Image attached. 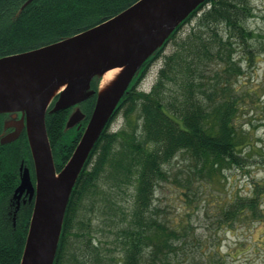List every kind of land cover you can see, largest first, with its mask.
<instances>
[{
  "label": "trees",
  "instance_id": "16d2710c",
  "mask_svg": "<svg viewBox=\"0 0 264 264\" xmlns=\"http://www.w3.org/2000/svg\"><path fill=\"white\" fill-rule=\"evenodd\" d=\"M6 0H0L5 5ZM136 0H53V7L45 13H37L34 26H43L53 32L54 38L71 34L98 24ZM10 10L2 13L0 8V54L21 50L27 45L9 37L10 16L16 4L8 3ZM252 15L249 6L243 1L205 0L165 41L158 52L142 66L128 93H125L114 114L110 117L101 135L91 150L70 195L53 264H174L178 252L188 240L187 226L163 220L153 205L155 184L167 179L164 164L177 153L187 155L190 160L189 175L197 174L209 182L225 177V170L231 166L244 167L249 163L241 155L240 146L249 139L247 133L239 130L236 121L238 98L232 95L228 85L233 76L243 73L235 60L237 46L243 47L251 63L253 51L250 39L253 31L245 26V20ZM185 21H196L197 26L206 28V33L191 34L183 47L190 49L176 57H166L159 70L156 83L150 91L138 89L149 67L162 54L166 44L177 33ZM223 23L226 29L220 32L217 24ZM94 26V25H93ZM16 33V28L13 27ZM2 36L6 39L1 40ZM67 37V36H66ZM65 38V37H64ZM213 60L219 69H214L212 79L202 81L201 66ZM171 72L168 74V72ZM172 81L175 88H168ZM96 79L91 84L96 88ZM95 96L86 102L84 111L90 114ZM142 119L140 135L136 131L129 135L124 130L111 131L110 126L117 115L124 110L126 119L136 109ZM68 109L46 115V130L55 156V165L60 170L71 155L86 120L80 130L64 131ZM130 123V120H128ZM118 139L125 145L118 146ZM128 148L129 152L125 150ZM110 166L121 172L120 182L132 186V206L124 213L122 224L115 227L109 248L101 247L100 240L93 236L90 222L79 217L81 204L85 199L101 193V175ZM177 178V177H176ZM184 187H188L186 184ZM264 181L253 184L248 195H236L218 207L219 223H232L235 220H261V198ZM187 195V191H184ZM116 207L117 202L111 200ZM220 204V203H218ZM97 209H99L97 207ZM28 220L23 222L22 234L18 241L13 240V261L0 253V264H19L22 254ZM72 237H75L72 239ZM70 247L72 248L70 250ZM106 248V249H102ZM216 252L211 253L214 264Z\"/></svg>",
  "mask_w": 264,
  "mask_h": 264
},
{
  "label": "water",
  "instance_id": "95a60500",
  "mask_svg": "<svg viewBox=\"0 0 264 264\" xmlns=\"http://www.w3.org/2000/svg\"><path fill=\"white\" fill-rule=\"evenodd\" d=\"M204 1L136 0L76 34L0 57V113L22 112L25 116L36 176V195L19 264H53L70 195L105 125L143 64ZM114 69L118 73L101 89L103 74ZM92 96L94 104L87 115L81 103ZM67 108L64 131L80 130L85 120L86 124L71 155L57 171L45 116ZM28 185L26 172L18 189Z\"/></svg>",
  "mask_w": 264,
  "mask_h": 264
},
{
  "label": "rangeland",
  "instance_id": "374dc122",
  "mask_svg": "<svg viewBox=\"0 0 264 264\" xmlns=\"http://www.w3.org/2000/svg\"><path fill=\"white\" fill-rule=\"evenodd\" d=\"M234 1H243L252 13L245 20L247 29L253 31V37L249 40L253 51L251 63L246 61L244 48L237 46L235 60L241 65L243 73L233 76L228 83L232 95L238 98L235 122L239 130L249 136L247 142L240 146V153L246 157L249 165L227 168L221 182H209L197 174L189 175L191 180L186 182L190 164L186 154L177 153L164 164L167 179L156 182L153 205L163 220L187 226L188 230V240L178 252L174 264H214L212 252H216L215 264H264V192L260 205L263 213L261 220L244 219L232 223H219L216 220L221 204L224 205L236 195H248L253 190V184L264 181V0ZM217 28L223 32L226 26L219 23ZM206 30L197 26L196 21L187 22L168 41L161 56L151 64L138 89L150 91L166 57L174 55L171 64L175 63L178 55L190 49L189 45L186 49L182 43L191 34L206 33ZM218 62L213 60L201 66L202 81L206 84L214 81L212 76L214 69H219ZM166 85L175 88L170 80ZM128 120L122 110L111 124V131L124 130L132 135L135 130L139 137L142 119L138 108ZM118 141V146L126 144L121 143L120 139ZM125 152H129L128 148ZM53 155L56 162L59 157L55 153ZM120 177L121 172L107 166L100 179L101 193L94 198L97 202L94 204L91 199H85L81 204L79 217L91 220L93 236L100 240L101 247H112L113 230L122 224L125 216L121 210L127 213L132 206V186L121 183ZM186 184L188 187H184ZM184 191L188 196L184 195ZM112 198L117 202L116 207L111 202Z\"/></svg>",
  "mask_w": 264,
  "mask_h": 264
},
{
  "label": "flooded vegetation",
  "instance_id": "af4514ba",
  "mask_svg": "<svg viewBox=\"0 0 264 264\" xmlns=\"http://www.w3.org/2000/svg\"><path fill=\"white\" fill-rule=\"evenodd\" d=\"M4 3L6 4L0 5L2 13L10 10L11 6L8 3L16 4L14 12L9 18L10 23H8L16 28V33L11 27L10 35L13 37L9 38L27 46L11 53L0 54V57L46 46L86 29L59 35L58 39H52L54 38L53 32L43 27L44 25L34 26L36 22L33 18L37 13L48 12L53 7V0H6ZM187 22L185 21L180 27L182 28ZM4 39L6 36L1 37V40ZM90 99L82 102V107H85L86 102ZM55 100L56 98L53 99L47 110L52 108ZM24 125L25 116L22 112L0 113V253L6 254V249L9 248L8 259L10 261L14 260L12 253L15 244L13 240L18 241L17 239L21 237L23 222L30 219L36 195L34 162ZM26 172L30 185L19 190L18 187Z\"/></svg>",
  "mask_w": 264,
  "mask_h": 264
},
{
  "label": "bare ground",
  "instance_id": "6f19581e",
  "mask_svg": "<svg viewBox=\"0 0 264 264\" xmlns=\"http://www.w3.org/2000/svg\"><path fill=\"white\" fill-rule=\"evenodd\" d=\"M118 73V70H110L103 74L102 80L100 82V88L104 89L115 77V75Z\"/></svg>",
  "mask_w": 264,
  "mask_h": 264
}]
</instances>
